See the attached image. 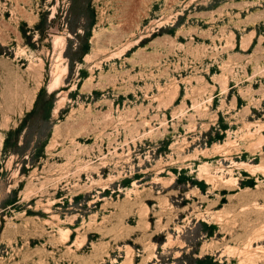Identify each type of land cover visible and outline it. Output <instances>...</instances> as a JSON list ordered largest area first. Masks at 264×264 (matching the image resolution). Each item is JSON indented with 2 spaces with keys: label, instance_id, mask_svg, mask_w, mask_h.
<instances>
[{
  "label": "rangeland",
  "instance_id": "obj_1",
  "mask_svg": "<svg viewBox=\"0 0 264 264\" xmlns=\"http://www.w3.org/2000/svg\"><path fill=\"white\" fill-rule=\"evenodd\" d=\"M0 264H264V0H0Z\"/></svg>",
  "mask_w": 264,
  "mask_h": 264
}]
</instances>
